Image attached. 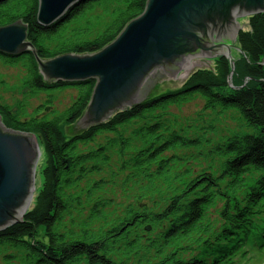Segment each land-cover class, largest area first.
Segmentation results:
<instances>
[{
    "label": "trees",
    "instance_id": "obj_1",
    "mask_svg": "<svg viewBox=\"0 0 264 264\" xmlns=\"http://www.w3.org/2000/svg\"><path fill=\"white\" fill-rule=\"evenodd\" d=\"M147 1L86 0L46 27L38 0H3L0 28L23 21L40 60L93 54ZM100 10L110 19L94 31ZM236 42L234 70L217 57L180 87H156L141 104L72 133L96 81L47 83L32 52L0 54L24 68L28 96H45L33 114L0 100L4 126L35 135L45 158L33 207L0 231V264H246L264 255V14L250 17ZM68 89L77 96L58 112L56 93ZM195 100L196 118L175 113Z\"/></svg>",
    "mask_w": 264,
    "mask_h": 264
},
{
    "label": "water",
    "instance_id": "obj_2",
    "mask_svg": "<svg viewBox=\"0 0 264 264\" xmlns=\"http://www.w3.org/2000/svg\"><path fill=\"white\" fill-rule=\"evenodd\" d=\"M38 1V22L47 27L86 0ZM258 14H264V0H148L144 12L99 52L40 60L20 20L0 28V54L20 57L32 52L47 83L96 81L76 124L82 131L144 102L163 74L178 78L188 70L189 59L225 57L234 70L232 51H239L237 45L211 41L226 36L236 26V17ZM42 157L35 135L6 128L0 116V231L21 222L30 210Z\"/></svg>",
    "mask_w": 264,
    "mask_h": 264
},
{
    "label": "rangeland",
    "instance_id": "obj_3",
    "mask_svg": "<svg viewBox=\"0 0 264 264\" xmlns=\"http://www.w3.org/2000/svg\"><path fill=\"white\" fill-rule=\"evenodd\" d=\"M92 19L94 20V31H99L101 26L104 25L105 22L109 21L110 16L108 14H105L102 12V10L98 11L95 15L92 16ZM237 19V24L235 23L234 26L232 25V29L230 28L227 32V35L222 37L219 40H213L211 41L212 43L214 42L215 44H218L219 42L228 44L230 46L236 45L234 42V34L237 31L245 30L248 27V22H249V17L246 16H238L236 17ZM237 43V42H236ZM214 54V52L210 53ZM233 58H237L239 56V51L233 50L232 51ZM195 65L186 71H181L180 76L178 78H173L172 74H163L162 77L160 78L161 80L158 82L156 87L160 88V92H166L168 89H173V88H178L180 87L183 82L187 79V77L196 69L200 68H208L213 65V59L207 57V56H202L200 58H194L191 60ZM26 76V71L21 65H18L16 67H10L6 66L3 63L0 62V100H2L4 103L9 104L12 107H18L19 104L25 103L26 108L29 114H33V112L36 110V108L43 104L45 100L44 95H38L35 97H30L28 96L27 92V87L24 84V79ZM77 96V92L72 89H68L59 93H56V98L57 102L55 104L56 109L58 112H62L64 109L69 107L71 103L74 101L75 97ZM202 108V103L200 100H195L192 103L183 106L180 109H176L175 113L181 116L184 119H194L196 118V115ZM226 123L228 125H234L232 123V115H226ZM78 131L76 129V126L74 129H68V133H72L73 131ZM80 132V131H78ZM45 165V158L42 157L40 158L37 169H36V189L39 191L42 184H43V176H42V171ZM34 200V199H33ZM33 207V202L32 206L30 209ZM220 205L217 206L216 209H214L211 213L213 218H217L218 215V209ZM260 222L264 221V213L259 216ZM1 261V258H0ZM243 262V261H241ZM246 264H264V255L260 254L257 255V253L252 255V261L246 262Z\"/></svg>",
    "mask_w": 264,
    "mask_h": 264
},
{
    "label": "bare ground",
    "instance_id": "obj_4",
    "mask_svg": "<svg viewBox=\"0 0 264 264\" xmlns=\"http://www.w3.org/2000/svg\"><path fill=\"white\" fill-rule=\"evenodd\" d=\"M225 49L226 48H222L220 51H224ZM194 65L195 64L193 62H191L190 59H189V68H188V70L191 69Z\"/></svg>",
    "mask_w": 264,
    "mask_h": 264
}]
</instances>
